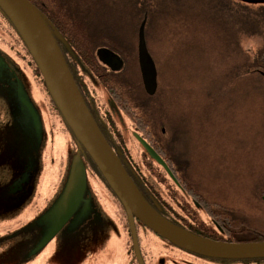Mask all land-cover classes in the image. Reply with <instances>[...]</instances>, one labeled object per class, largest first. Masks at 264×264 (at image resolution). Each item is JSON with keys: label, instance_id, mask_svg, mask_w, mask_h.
Segmentation results:
<instances>
[{"label": "rangeland", "instance_id": "rangeland-1", "mask_svg": "<svg viewBox=\"0 0 264 264\" xmlns=\"http://www.w3.org/2000/svg\"><path fill=\"white\" fill-rule=\"evenodd\" d=\"M220 1L226 6L220 4L218 12L184 14L178 23L158 16L148 26L147 46L157 60L160 85L161 75L168 83L163 95L150 97L140 89L134 64L119 76L133 80L139 96L158 108L156 120H162L169 150L201 182L199 188L237 212L244 226L264 230L259 198L264 190V76L223 75L264 47V0ZM88 5L95 13L101 8L100 30L136 44L123 2ZM9 44L6 37L0 40V151L9 169L32 154L41 167L39 181L31 186L14 190L11 172L5 197L0 190V236L13 245L11 264H128L127 231L101 184L88 177L84 192L77 186L79 150L71 130L48 111H39L38 128L29 122L18 95L21 87L35 106L42 97L30 84L24 53ZM28 136L34 138L30 148ZM11 197L15 201L8 202Z\"/></svg>", "mask_w": 264, "mask_h": 264}, {"label": "flooded vegetation", "instance_id": "flooded-vegetation-1", "mask_svg": "<svg viewBox=\"0 0 264 264\" xmlns=\"http://www.w3.org/2000/svg\"><path fill=\"white\" fill-rule=\"evenodd\" d=\"M48 1L38 0L39 7L45 16H48L50 12L46 8L48 7L46 5ZM115 1L125 4V15L129 19L141 18L142 20L148 19L149 17L154 20L158 16L165 15L169 17L174 14L186 15L197 13L204 15L202 12L210 14L212 10L220 9L218 6L222 4L220 0ZM85 3L88 5L87 0H85ZM171 4H175L176 6ZM222 6L224 7L226 5L222 4ZM233 10L234 8H230V11ZM97 12L99 13V11ZM13 30L12 22L0 11V40H3L5 37L8 38L11 43L9 44L10 46L19 42ZM59 45L63 50L69 69L93 118L110 146L121 159L122 164L145 201L166 220L204 238L225 242H251V240L247 239L234 241L232 235H244L250 227L244 226L242 224L243 222H241V227L238 229L237 224H239V221H237L235 216L237 212L235 213L231 208H227L219 199L210 198L205 193V189L199 188L201 182L196 181L193 175L190 177L185 164L177 158L173 151L169 150L168 147L170 144L164 134L165 130L162 128V120H156L157 114L155 112H158V108L146 99H142L137 91L133 89L135 97L141 102V105L144 104L142 109L153 125L151 128L152 134L148 136L146 132L141 130L140 125L137 123L138 117L137 120L132 119V116L124 108L122 109L124 112V122H121L122 124L118 122L119 124H117L114 116L110 112L108 102L103 96V87L100 85L102 81L97 77L95 72L94 74L97 79L92 78V75L87 70L85 71L79 62L70 56L69 49L64 43L60 41ZM117 47L119 49L107 45L97 46L95 51L99 63L104 67L106 66L108 71L117 73L118 75L123 72L126 66L131 64L136 65L144 92L147 94L143 85L138 61V31L135 45L132 46L131 44L122 42ZM100 50H106L108 52L106 60L100 58L98 54ZM153 61L157 70L158 89L154 95H149L150 97L156 96L159 91L163 95L168 87L167 80L163 75H161L163 86L160 85V73L158 71L157 60L154 57ZM114 62L118 64L114 65ZM136 133L145 138L155 149L163 145L169 151L171 158L169 155L156 149L165 159L176 179L163 166L154 160L153 162L150 157L145 156L142 145L136 137ZM76 140L78 142V144L75 143L76 148H79L80 141L77 138ZM3 145L4 140L0 138V147H3ZM126 149L131 155L130 163L125 157ZM6 164L0 165V180H6L11 175L12 167L9 169L7 168L9 164ZM88 164L91 173L90 178L99 181L101 184V193L114 206L122 228H125L127 231L125 247L129 257L128 264H264V256L232 258L211 256L191 251L159 235L135 215L133 216L134 221L132 225L126 207L119 197L109 186L103 175L96 172L90 161ZM13 184L14 182L11 187L15 190L16 188ZM132 227L135 229L136 236L134 235ZM237 230L239 231L237 232ZM6 244L9 245V249L13 248V245ZM9 249H6V251Z\"/></svg>", "mask_w": 264, "mask_h": 264}, {"label": "water", "instance_id": "water-1", "mask_svg": "<svg viewBox=\"0 0 264 264\" xmlns=\"http://www.w3.org/2000/svg\"><path fill=\"white\" fill-rule=\"evenodd\" d=\"M0 6L20 32L42 72L50 94L68 122L69 127L92 157L109 186L126 207L132 225L133 216L135 215L159 235L191 251L206 255L232 258L264 256V241L225 242L211 240L176 226L156 212L142 197L121 159L110 146L93 118L68 68L56 37L67 45L70 50V56L78 61L85 71H90L80 59L78 53L57 30L52 32L49 29L39 9L30 0H0ZM146 22L147 19H143L138 29V61L146 92L155 94L158 86L157 70L147 46ZM107 53L106 50H100L98 54L100 58L106 60L108 57ZM115 64L117 65L118 63L114 62ZM262 73L264 74V72ZM12 76L15 77L14 75ZM104 94L113 115L117 117L120 123L124 122L123 114L113 97L108 92L104 91ZM18 95L23 109L27 110L29 114V122L35 128H38L39 111L41 110L33 104L28 96L23 94L22 87ZM136 137L148 156L163 166L176 179L167 162L155 148L137 133ZM27 140L30 148V145H33L34 138L28 136ZM30 157L31 155H29ZM78 157L76 182L78 183L77 186H83L82 192H84L89 187L87 165L80 152H78ZM29 173L32 174L30 170H24L21 177L15 181L18 182L16 189L20 188L23 182L29 180ZM15 182L13 185H15ZM132 230L136 236L134 227H132Z\"/></svg>", "mask_w": 264, "mask_h": 264}, {"label": "trees", "instance_id": "trees-1", "mask_svg": "<svg viewBox=\"0 0 264 264\" xmlns=\"http://www.w3.org/2000/svg\"><path fill=\"white\" fill-rule=\"evenodd\" d=\"M30 1L39 9L42 17L47 22L49 29L52 32L57 30L66 39L67 43L70 44V46L78 53L80 59L93 72V74L95 72L97 77L102 81L100 85L103 87L105 92H108L113 97L118 107L120 108L123 117H124V112L122 109L124 108L126 112L130 116H132V119L137 120L138 117L137 123L140 125L141 130H143L144 132H146L148 136H150L152 134L151 128L153 127V125L151 124L149 117L146 116L145 112L142 109L144 107V104L141 105V102H139V100L135 97V94L133 92V80H126L125 77L121 78V76H119L117 73L108 71L106 66L104 67L102 64L99 63V59L95 51L97 46L107 45L115 49H119L117 45L122 44L121 39H118L117 36L113 34L111 31L110 32L102 31L98 28L97 22L101 18V13L98 12L95 13V10L94 11L92 10V6L87 5L83 0H65V1L49 0L46 3V5L48 6L46 8L50 12L48 13V16H45V14H43V12L39 7L38 0H30ZM92 1L97 2L96 0H87V2H92ZM0 11L5 14V16L10 22H12L11 19L2 10L1 7H0ZM98 11H101V8ZM182 15L183 14H174V15H170L169 17H174L175 19H177V23H178L181 19H184ZM131 21L133 25V30L135 31V34H137L142 19L141 18L136 20L131 19ZM151 22H153V19L149 17L146 22V33L148 26L150 25ZM13 29H14L13 30L14 35H16V38L19 39V42H16L11 47L14 48L15 51H17L19 54L21 52L24 53L23 57L26 59L25 64L28 67L27 71L30 74L28 76L30 80V84L36 85L38 87L39 93L41 94L42 97V100L37 101V107L42 112L48 111L51 115L61 118L62 121L66 124V126L71 130L68 122L63 116L57 103L50 94L41 70L39 69L36 61L34 60L31 52L29 51L26 43L24 42L22 36L20 35L19 31L17 30L14 24H13ZM56 39L59 41L58 43L60 44L61 40L58 39L57 37ZM122 54H126V53H122ZM125 59L127 60L126 57ZM238 64L239 65H234L232 68L227 67L225 69L227 70V73L226 74L223 73V75L225 76L228 75L231 78L247 77L250 74H261L264 76V74L262 73L264 72V47L259 48L258 51L253 52L250 56H247L246 60ZM138 80H139L140 88L144 92L140 76ZM103 96L105 97V94ZM110 112L113 115L111 109ZM114 119L117 122V124H119L118 123L119 120L117 119L116 116H114ZM71 132L73 133L72 130ZM76 149L79 150L87 165L88 176L89 177L91 176L89 164H88L89 161L91 165L95 168L96 172H98L101 175L100 170L98 169L97 165L95 164L91 156L85 150V148L81 144H79V148ZM156 149L164 152L170 157L169 151L163 145H160V147ZM126 151L127 152L125 153V157L127 158V161L130 163L131 155L127 149ZM143 151L145 156H148L146 151L145 150ZM5 162H6V157L2 152L0 153V165H5L6 164ZM26 169L30 170L32 174L29 173L30 174L29 180L21 184V187L18 188L17 190L18 192H20L26 186H31L34 180L35 182L39 181L37 178H35L36 175H41V167L37 155L32 154L30 158L27 155L25 158H21L20 160L18 159V162L13 164L11 171L12 178H10L9 185L11 186L13 182L17 181L23 174L24 170ZM66 181L67 180L64 179L62 183ZM7 183L8 182L6 180L3 179L0 180V190L3 191L2 195L4 197L6 196L5 190L7 189ZM263 195H264V190H262L259 193V198L264 203V200L262 199ZM10 201L13 202L15 201V199L10 198L8 202ZM240 227H241V223L239 222V224H237V228L239 229ZM238 231L239 230H237V232ZM247 231L248 232L244 235H240V234L232 235L234 237V241H240L246 239L251 241H264L263 229L251 228L248 229ZM13 254L14 253L12 252L11 249L6 251V238L0 236V264H11Z\"/></svg>", "mask_w": 264, "mask_h": 264}]
</instances>
